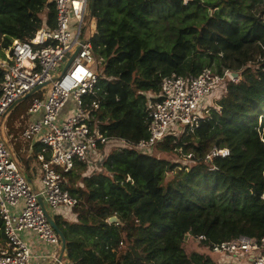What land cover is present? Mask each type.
Masks as SVG:
<instances>
[{"label": "trees", "instance_id": "16d2710c", "mask_svg": "<svg viewBox=\"0 0 264 264\" xmlns=\"http://www.w3.org/2000/svg\"><path fill=\"white\" fill-rule=\"evenodd\" d=\"M93 15V46L105 59L98 119L109 137H149L147 94L160 93L166 78L207 70L242 77L194 132L157 145L156 152L191 156L192 165L114 150L104 173L87 177L79 162L61 171L79 200L75 220L54 217L67 242L63 264H232L226 255L190 254L185 244L188 235L212 252L241 236L264 239V0H96ZM43 16L55 27L53 0H0V56L13 40L34 38ZM224 149L229 156L207 161ZM24 165L28 174V159ZM105 173L130 178V198L138 196L116 222L119 201L101 200Z\"/></svg>", "mask_w": 264, "mask_h": 264}, {"label": "built area", "instance_id": "2783aa9c", "mask_svg": "<svg viewBox=\"0 0 264 264\" xmlns=\"http://www.w3.org/2000/svg\"><path fill=\"white\" fill-rule=\"evenodd\" d=\"M53 3L55 27H50L44 18L34 38L26 42L13 40L0 56L3 72L0 84V217L5 237V241L0 242V264H33L35 259L47 264H62L61 238L39 201H44L53 218L72 220L76 217L73 209L79 200L64 188L61 171H70L79 162L87 167V177L102 173L110 148L153 156L157 145L166 137L194 132L213 109H218L217 103L227 96L229 84L240 80L233 78L230 71L217 76L211 70L199 76L166 78L160 93L147 94L151 118L149 137L138 143L109 137L101 130L98 119L105 94L100 86L105 59L93 46L97 22L92 15V0H53ZM58 72L60 74L56 75ZM48 86L49 90L45 91ZM37 87L41 88L35 94L40 93L41 97L35 98L29 107L31 117L20 136L31 144V150L38 145L41 147L37 161L41 165L42 188L28 181L9 143L15 137L9 134V114ZM70 104L72 107L64 115ZM229 154L227 149L214 150L207 161ZM113 178L116 184L134 185L130 178L127 181ZM106 185L104 182L101 200L110 201V192L104 194ZM15 209L20 211L15 213ZM118 216L124 217V211L118 210L115 217ZM24 233L37 238L42 247L41 255L32 253L22 237ZM46 245L52 250L50 253ZM212 253L226 255L232 264H264V239L258 241L241 236L215 245Z\"/></svg>", "mask_w": 264, "mask_h": 264}, {"label": "rangeland", "instance_id": "374dc122", "mask_svg": "<svg viewBox=\"0 0 264 264\" xmlns=\"http://www.w3.org/2000/svg\"><path fill=\"white\" fill-rule=\"evenodd\" d=\"M252 0H248V3H250ZM45 16H43L44 18ZM168 29V28H167ZM168 34H170L173 37V32L172 30L168 29ZM163 36H166L165 34H163ZM170 36V37H171ZM60 72H58L56 75H59ZM49 86L45 88V91L49 90ZM36 93V92H35ZM33 94V96H31L29 99L23 101L22 103H20L19 105H17L9 114V118H8V122H9V130H10V135L14 134L16 135L18 142H16V146H18L19 148L23 149V146H25V144H23L19 139H20V135L22 134L23 130L25 129V127L28 125L29 123V119H30V115L28 114V109L31 106L33 100L35 98H39L41 97L40 93L37 94ZM30 103H25V102H29ZM216 104V103H215ZM72 107V104H70L65 110H64V115L69 111V109ZM17 126V127H15ZM15 127V128H14ZM12 142V140H11ZM10 142V143H11ZM29 147L31 148V144L29 145ZM111 151H114V149L110 148ZM111 153V152H110ZM153 156H155L158 159H162V160H166L172 164H176V165H180L182 167L185 166H189L192 165L190 159H188V157L185 156H181L177 153H171V154H164V153H160L159 151L153 154ZM18 160V162L20 164L24 165V161L23 159H21L19 156H17L16 158ZM35 163V162H34ZM33 163V164H34ZM31 173V171H30ZM102 173H104L102 171ZM106 174V173H105ZM173 178V173H168L165 183L167 184L171 179ZM107 183L106 185V189L104 191L105 193H109L108 195H110L112 197V199H117L119 201L118 204V210L124 211V217L126 218L127 216H129L128 214V209L129 208H133L135 203L138 200V196L137 193L133 198H130L131 194H134L135 190H134V186L131 185H127V184H118L121 185V187L117 186L116 184V179L113 178L111 175L106 174L105 175V181ZM36 183L37 185L42 188L41 185V181L36 179ZM111 199V200H112ZM128 208V209H127ZM130 210V209H129ZM188 236V235H187ZM46 250L48 253H50L52 250L46 245L45 246ZM185 248L187 250L188 253H193V252H200V253H205L208 254L210 257H212V259H218V255L213 254L212 252H210V250H207L205 248H203L199 242L195 239V238H191L190 236L186 237V244H185ZM35 261V260H34ZM33 261V262H34ZM36 263H42V261L40 260H36ZM44 264H47V262H43ZM34 264V263H33Z\"/></svg>", "mask_w": 264, "mask_h": 264}, {"label": "crops", "instance_id": "0c3cea01", "mask_svg": "<svg viewBox=\"0 0 264 264\" xmlns=\"http://www.w3.org/2000/svg\"><path fill=\"white\" fill-rule=\"evenodd\" d=\"M14 136L15 137L13 139H11L12 142H11V140L9 141V143L11 142L10 146L14 152V155L16 158H17V156H19L21 159H23V161H24V159H28L31 173L29 172L26 175L31 180V182H33L35 185H37L36 179L40 180V177H41V165L37 161V154L38 153L35 152V150H37L36 149L37 146H35L34 149L31 150V148L29 147L30 144L23 141L21 136H20L19 140L23 144H25V146H23V149L19 148L18 146H16V144H17L16 142H18V139H17L16 135H14ZM22 168L25 171V169H26L25 166L22 165ZM19 211H20V209L14 210L15 213H18ZM49 212L51 215H53V213L51 211H49ZM73 218H75V217H73ZM73 218H72V220H73ZM22 237L29 244V246L32 250V253H34L36 255H41L43 253L42 247L40 246V244L37 241V238L34 235H32L30 233H24ZM36 260H39V259H35V261ZM35 261L33 262L34 264H39V263H36ZM40 264H43V263H40ZM50 264H52V263H50ZM62 264H63V262H62Z\"/></svg>", "mask_w": 264, "mask_h": 264}, {"label": "water", "instance_id": "95a60500", "mask_svg": "<svg viewBox=\"0 0 264 264\" xmlns=\"http://www.w3.org/2000/svg\"><path fill=\"white\" fill-rule=\"evenodd\" d=\"M96 0H92V3H91V7H92V15H93V10H94V4H95ZM77 53L78 51L74 54V56L72 57L71 61H70V64L71 62L74 60V58L77 56ZM232 77L233 78H241L242 77V74L241 73H232ZM41 87H37L35 90H33L32 92H30L24 99L20 100L19 103H22L23 101L29 99L31 96H33V94L35 92H37ZM18 103V104H19ZM28 178V176H27ZM28 181L31 182V180L28 178ZM40 201V204L42 205L44 211H45V214H46V217L49 221V223L51 224V226L54 228V230L58 233V235L60 236L61 238V241H62V250H61V256H60V262H62L63 258H64V255H65V251H66V246H67V242H66V238L64 236V233L60 230V228L57 226L56 222H55V219L49 214L48 210L46 209V206H45V203L42 199H39ZM118 221V218L117 217H113L111 219V222H116ZM188 237V236H186Z\"/></svg>", "mask_w": 264, "mask_h": 264}]
</instances>
